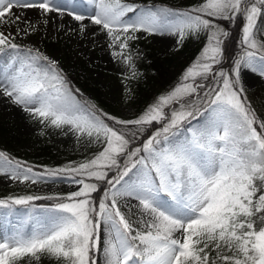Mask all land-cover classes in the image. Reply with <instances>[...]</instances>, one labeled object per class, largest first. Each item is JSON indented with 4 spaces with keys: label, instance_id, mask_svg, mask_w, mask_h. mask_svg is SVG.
Wrapping results in <instances>:
<instances>
[{
    "label": "snow or ice",
    "instance_id": "obj_1",
    "mask_svg": "<svg viewBox=\"0 0 264 264\" xmlns=\"http://www.w3.org/2000/svg\"><path fill=\"white\" fill-rule=\"evenodd\" d=\"M29 9L38 10L36 21ZM65 15L79 22L80 32L89 27L85 20L99 26L133 78L127 50L142 38L137 33L176 36L178 45L206 33L207 44L181 84L137 118L119 119L76 101L56 61L38 50L20 56L17 37ZM238 16L244 19V53L230 72L216 73L229 35L217 21ZM262 17L264 0H202L186 10L122 0H0V53H16L0 69V98L46 129L100 145L90 160L42 172L0 151V176L8 180L75 186L58 197L0 198V209L9 210L5 216L14 206L28 209L19 227L0 234V264L25 258L39 264L41 257L55 264H264V118L241 82L244 70L264 78V40L257 39L264 35ZM209 76L216 85L200 99L205 85L197 78ZM154 123L160 128L132 147L133 129ZM98 191L103 196L96 201ZM45 199L55 203L42 206L40 218L33 202Z\"/></svg>",
    "mask_w": 264,
    "mask_h": 264
},
{
    "label": "rangeland",
    "instance_id": "obj_2",
    "mask_svg": "<svg viewBox=\"0 0 264 264\" xmlns=\"http://www.w3.org/2000/svg\"><path fill=\"white\" fill-rule=\"evenodd\" d=\"M201 2L202 0H122V3L130 5L155 6L180 10L197 6ZM14 11L20 12L16 9ZM27 15L32 21H36L39 18V12L36 9L27 10ZM51 15L56 17L57 14L52 13ZM131 15L132 13H128V16ZM84 23H88L89 27L84 32H80L78 27L79 22L65 15L62 19L54 18L47 26H39V31L30 36L17 37L14 42L20 46L19 54L21 57L28 50H32L33 53L38 50L39 53L48 57L49 60L56 61L58 70L66 66V70L79 72L82 76L91 78L94 84L100 85L104 89L106 98L116 105L115 109H105V112L119 119L130 120L137 118L150 105L154 104L161 95L168 94L181 84L186 70L200 58L201 52L207 44L206 33H201L199 38L188 36L179 45L177 44L176 36L154 35L144 38V34L137 33V35L142 37L139 40L151 43L153 50L160 56L172 58L171 63L173 66L180 64L177 78L174 80L173 85L152 96L147 103L138 104L136 101L137 84H140V82L141 84L144 83L143 80L147 77V72L148 74L155 72L151 66L145 67V64L149 60V55L145 52L140 41H130V47L127 50L133 56L132 62L135 65L134 70L136 76L133 78L131 75L132 69L120 58L112 55L114 49L109 47L110 41L106 33L99 31V26L91 25L88 20H85ZM217 23L227 31V25L225 23L222 21H217ZM258 23L264 24V17ZM257 39L264 40V35L257 34ZM51 40H54V42H51ZM245 47L243 45L237 59L243 55ZM15 54L13 50H6V53H0V69L3 68L4 62L8 57L14 56ZM82 61H85L83 64L87 65L86 70L81 69L80 64ZM213 68L216 73L220 71L230 72V70L219 68L217 64ZM60 74L62 75L61 72ZM241 82L244 86V95L247 97L248 102L251 103L257 115L264 118V78L244 70L242 72ZM196 83L205 85L200 90V99L203 98V92L208 91L209 88L215 87L216 85V81L211 76L206 80L197 78ZM88 96L91 97L90 94ZM192 99L196 101L197 105L200 104V99H197L195 96ZM0 121L4 125L15 126L14 129H16L17 136L20 135V137L14 136L15 139L11 140H8L6 134L0 135V151L4 152L14 161H20L33 167L34 171L42 172L46 168L56 169L70 165H78L92 159L100 150V145L87 144L86 140L83 139L77 141L76 137L71 133L66 136L62 130L44 128L38 121L23 112L21 108L6 102L5 98H0ZM195 123L196 121H193V124ZM159 128L160 126L151 131L150 134H154ZM14 129L10 133H13ZM149 135L147 137L140 135V139L142 140L133 144L132 147L140 146L141 142L146 141ZM44 142L53 143V148L57 152L61 162L56 165L39 163L41 168L28 164L29 162L27 161L31 157V152ZM12 154L14 155L13 157ZM73 190H75L74 185L59 180L40 181L36 184L30 182L22 184L0 176V198L23 195L42 197L64 196ZM92 198L96 200L94 196ZM133 203L135 202L133 201ZM33 205L36 207L35 215L42 218V206L51 207L53 204L39 200L34 201ZM121 210L126 211L123 203ZM7 211L9 210L0 209V234L6 231L10 232L12 229L19 227L25 218L24 213L28 209L24 206H14L9 215H3ZM129 218L131 219L132 217L130 216ZM21 264H28L27 258ZM33 264H36V262L33 261ZM39 264H55V262L47 257H41Z\"/></svg>",
    "mask_w": 264,
    "mask_h": 264
},
{
    "label": "trees",
    "instance_id": "obj_3",
    "mask_svg": "<svg viewBox=\"0 0 264 264\" xmlns=\"http://www.w3.org/2000/svg\"><path fill=\"white\" fill-rule=\"evenodd\" d=\"M227 25V32L229 33L228 37L225 39L223 45V54L220 58V62L217 64L219 68H224L230 70L233 68L234 61L238 57V54L241 52L242 44V28L244 24V19L242 16L236 17L233 21H222ZM140 41V40H139ZM54 42V40H51ZM140 44L143 46L145 52L149 55V60L145 67L151 66L155 72L146 73L147 77L143 80L144 83L137 84V103H147L152 96L159 93L161 90L167 89L170 85L174 84V80L177 78L179 65H172V58L160 56L157 52L153 50L151 43L147 41H140ZM85 61H82L80 66L81 69L86 70L87 65L83 64ZM65 67L59 69L62 73L64 79L67 81L66 88L71 89L74 94L75 100L81 104L94 105L95 109L106 113L105 109H115L116 105L110 102L106 96L104 89L97 84H94L88 76H82L79 72L66 70ZM78 90V91H76ZM91 95V97L88 96ZM108 114V113H107ZM111 123V122H110ZM160 125L154 123L152 126L147 127L146 130L133 129L136 132V136L132 140V144H136L140 139V135L147 137L151 131L158 128ZM118 127V126H117ZM15 126L4 125L0 121V135H7L8 140L15 139L14 136H17ZM13 133H10L13 130ZM9 135V137H8ZM17 137H20L18 135ZM53 143L44 142L37 149L31 152V157L28 159V164H32L37 168H41L39 163H49V165H56L61 162L58 157L57 152L53 148ZM14 155L12 154V157ZM38 163V164H37ZM99 187L104 189L106 185L100 184ZM103 192L98 191L93 193L92 196L98 200L102 196ZM58 197V196H52ZM46 203H55V200H43Z\"/></svg>",
    "mask_w": 264,
    "mask_h": 264
},
{
    "label": "bare ground",
    "instance_id": "obj_4",
    "mask_svg": "<svg viewBox=\"0 0 264 264\" xmlns=\"http://www.w3.org/2000/svg\"><path fill=\"white\" fill-rule=\"evenodd\" d=\"M16 10H19V9H16ZM20 11V10H19Z\"/></svg>",
    "mask_w": 264,
    "mask_h": 264
}]
</instances>
